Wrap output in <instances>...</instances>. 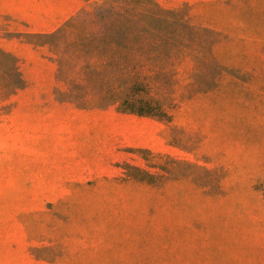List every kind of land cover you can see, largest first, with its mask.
I'll return each mask as SVG.
<instances>
[{"label":"rangeland","instance_id":"1","mask_svg":"<svg viewBox=\"0 0 264 264\" xmlns=\"http://www.w3.org/2000/svg\"><path fill=\"white\" fill-rule=\"evenodd\" d=\"M155 1L217 65L207 84L183 62L169 122L56 95L29 23L107 0H0V264H264V0Z\"/></svg>","mask_w":264,"mask_h":264},{"label":"trees","instance_id":"2","mask_svg":"<svg viewBox=\"0 0 264 264\" xmlns=\"http://www.w3.org/2000/svg\"><path fill=\"white\" fill-rule=\"evenodd\" d=\"M36 35L46 36L57 65L62 86L56 95L79 108L112 106L169 122L174 85L186 59L194 63L195 79L202 73V82L216 80L217 65L207 47L210 31L155 0H107L106 6L83 10L56 30ZM1 53L13 61L14 90L23 87L17 58Z\"/></svg>","mask_w":264,"mask_h":264},{"label":"crops","instance_id":"3","mask_svg":"<svg viewBox=\"0 0 264 264\" xmlns=\"http://www.w3.org/2000/svg\"><path fill=\"white\" fill-rule=\"evenodd\" d=\"M80 6H81V4L78 3L76 6H74L70 10H63V11H60L59 13H57V14H53L52 15V23L48 27H46V25L45 26H42V27H36V26H33V25H31L29 23L30 28H31V30L36 31V32H44V33L51 32L54 29H56L57 27H59L70 16H72L80 8ZM12 44H14V46H20V47H18V49L21 52H26V51L29 52L31 50L34 51V49H32V47H30L28 45H24V44L17 45L18 43H16V42H12ZM8 51H10L13 54H15L17 56H20V57L23 55V53H20V51L18 52L17 49H10L9 48Z\"/></svg>","mask_w":264,"mask_h":264}]
</instances>
